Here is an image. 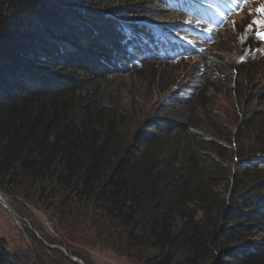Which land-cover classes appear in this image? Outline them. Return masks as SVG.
<instances>
[{"label": "trees", "instance_id": "16d2710c", "mask_svg": "<svg viewBox=\"0 0 264 264\" xmlns=\"http://www.w3.org/2000/svg\"><path fill=\"white\" fill-rule=\"evenodd\" d=\"M192 10L191 0H0V188L41 212L82 209L84 223L112 226L144 264H264V199L230 201L220 179L231 167L211 154L226 162L219 139L233 145L231 161H243L236 180L261 166L264 151L248 146L241 126L204 129L176 114L142 121L138 100L129 115L94 85L176 57L170 38ZM213 57L206 67L219 65ZM251 73L236 81V98ZM251 170V184L264 176Z\"/></svg>", "mask_w": 264, "mask_h": 264}, {"label": "rangeland", "instance_id": "374dc122", "mask_svg": "<svg viewBox=\"0 0 264 264\" xmlns=\"http://www.w3.org/2000/svg\"><path fill=\"white\" fill-rule=\"evenodd\" d=\"M261 6H264V0H242L239 11L233 13L218 28L211 25L207 29H197L192 24L196 18H192L187 24L180 21L174 33L175 39L190 44L196 36L192 28L215 38V43L209 47L205 56L191 59L173 57L148 63L137 74L109 75L94 85L102 86L109 93L104 98L108 95L109 98L116 96L118 104L128 110L129 115L137 112L133 102L138 100L139 110L143 115L139 120L145 117L150 118V121L154 118L162 121L167 115H183L187 121L190 117H195L198 119L195 121L197 125L204 129H210L212 122L217 121L235 134L241 126L238 131L246 132L248 136L243 135L242 139L248 146L264 151V39L259 36L264 33V13L257 10ZM148 8L152 11V21L164 20L163 11L152 5ZM164 50L169 51L170 48L164 46ZM213 55L220 56L218 60L215 58L220 62L218 66H214L217 69L211 68V63L206 67V63L211 61L210 58H214ZM54 68L59 69L58 65ZM241 71L243 72L240 73ZM248 71L252 75L258 71L259 75L250 78L253 79L251 83L245 84L241 91L244 99L236 98L235 92L239 90L236 81L239 77L243 78V73L247 72L248 75ZM130 92L136 99L128 96ZM191 93L195 97L186 105ZM164 103L169 104L167 113L162 110ZM218 129L214 128L216 131ZM210 131L212 134H203L212 139L215 135L214 131ZM252 138L256 141L248 142ZM219 143L224 145L222 156L227 161L221 159L216 151H211V154L213 158L231 167L230 179L222 176L220 179L226 197L230 201H256L260 197L264 199V189L256 186H263L264 176L252 184V179L248 177L254 172L251 170L254 167L264 172V152L259 153L257 158L262 165L256 161L257 165L252 164L236 180L235 170L237 173L241 170L243 161L237 158L231 161L233 145H228L222 138ZM253 175L257 176L255 173ZM0 191L19 214L22 222L19 224L0 201V264H144L142 260L147 255L140 253L124 237L113 231L109 232L112 226L104 227L101 223L97 228L84 223L90 218L81 213L82 209H73V217L68 213H58L53 207L41 212L37 207H42V203H30L23 192L7 193V188H0ZM257 240L264 241V235L257 236Z\"/></svg>", "mask_w": 264, "mask_h": 264}, {"label": "clouds", "instance_id": "9594fccd", "mask_svg": "<svg viewBox=\"0 0 264 264\" xmlns=\"http://www.w3.org/2000/svg\"><path fill=\"white\" fill-rule=\"evenodd\" d=\"M175 38V37H174ZM178 40V39H177ZM198 38L195 36V38H194V40L190 43V44H188L187 42H185V41H183V40H179V41H176V42H178L179 43V45H180V50L181 51H183V54L181 55L182 57V59H191V58H200L201 56H205L207 53H208V49H209V47L213 44V43H215V38L214 39H212V41L209 43V44H207V43H205V42H203L200 46H202L203 48H202V52L200 53H198L197 51L199 50L198 49V46H199V44H198ZM183 42H185L186 43V45L183 43Z\"/></svg>", "mask_w": 264, "mask_h": 264}, {"label": "water", "instance_id": "95a60500", "mask_svg": "<svg viewBox=\"0 0 264 264\" xmlns=\"http://www.w3.org/2000/svg\"><path fill=\"white\" fill-rule=\"evenodd\" d=\"M0 201L4 204V206L7 207V209L10 211L11 215L14 217V219L21 224V217L19 216V214H17V212L15 211V209L9 204L7 198L5 197V195L0 191ZM73 259V258H72ZM75 260V259H73Z\"/></svg>", "mask_w": 264, "mask_h": 264}, {"label": "bare ground", "instance_id": "6f19581e", "mask_svg": "<svg viewBox=\"0 0 264 264\" xmlns=\"http://www.w3.org/2000/svg\"><path fill=\"white\" fill-rule=\"evenodd\" d=\"M196 1H199V0H196ZM224 3H225V7H229V5H233V2L235 0H222ZM210 3V2H209ZM224 5V4H223ZM235 13V12H234ZM197 15H200L199 12H197ZM217 13H213V18H216L217 17ZM202 17H204V15H202ZM201 16L199 17L200 19L202 18ZM199 19V20H200ZM218 21V20H217ZM218 22H215L214 24H216L215 27H220L222 24H217ZM193 32H197L194 28L191 29ZM164 49V47H163Z\"/></svg>", "mask_w": 264, "mask_h": 264}, {"label": "snow or ice", "instance_id": "6c2138e0", "mask_svg": "<svg viewBox=\"0 0 264 264\" xmlns=\"http://www.w3.org/2000/svg\"><path fill=\"white\" fill-rule=\"evenodd\" d=\"M245 2H247V0H245ZM257 10L262 12V13H264V6H261V8H259ZM259 36H260L261 39H264V33H260Z\"/></svg>", "mask_w": 264, "mask_h": 264}]
</instances>
